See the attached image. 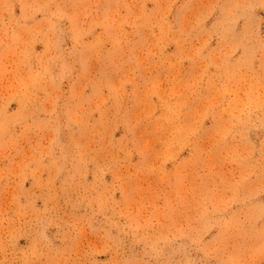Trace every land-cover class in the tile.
<instances>
[{
  "label": "rangeland",
  "instance_id": "1",
  "mask_svg": "<svg viewBox=\"0 0 264 264\" xmlns=\"http://www.w3.org/2000/svg\"><path fill=\"white\" fill-rule=\"evenodd\" d=\"M0 264H264V0H0Z\"/></svg>",
  "mask_w": 264,
  "mask_h": 264
}]
</instances>
